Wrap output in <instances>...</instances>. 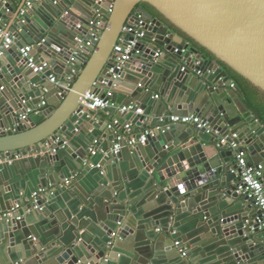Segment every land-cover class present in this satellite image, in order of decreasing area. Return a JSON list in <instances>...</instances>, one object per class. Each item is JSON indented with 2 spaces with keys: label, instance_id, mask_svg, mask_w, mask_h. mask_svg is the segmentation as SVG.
<instances>
[{
  "label": "water",
  "instance_id": "95a60500",
  "mask_svg": "<svg viewBox=\"0 0 264 264\" xmlns=\"http://www.w3.org/2000/svg\"><path fill=\"white\" fill-rule=\"evenodd\" d=\"M9 2V13L0 17L14 22L7 28L15 46L32 44L34 58L50 67L33 73L13 48L0 57V128L18 124L16 132L0 135V210L18 206L8 222L0 221V264H264V238L246 225L258 214L255 202L235 192L234 150L220 144L235 133L253 162L264 164V127L241 100L240 88H225L229 69L264 94V0H114L85 55L74 53L75 26L82 20L86 29L91 4L77 18L55 12L51 0L37 1L25 16L19 14L25 0L18 11ZM38 5L49 13L37 35L28 37L29 13ZM135 9L147 21L158 18L156 41L138 43L139 52L118 71L109 56ZM159 46L168 52L154 58ZM182 48L188 61L190 53L202 59V78L191 73V64L181 70ZM71 68L79 73L58 96L47 77L54 73L62 82ZM101 75L99 94L120 93L122 105L143 108L141 119L149 120L137 129L154 128L143 144L129 149L116 140L126 120L114 107L104 109L117 121L114 128L80 112L83 94ZM41 97L48 110L30 115V123L20 121L18 115ZM188 114L204 117L212 131L168 121ZM94 139L96 152L89 155ZM116 143L117 155L110 152ZM26 151L35 156L4 161ZM65 179L69 191L58 188ZM50 186L57 189L40 202L42 209H31V192Z\"/></svg>",
  "mask_w": 264,
  "mask_h": 264
},
{
  "label": "built area",
  "instance_id": "2783aa9c",
  "mask_svg": "<svg viewBox=\"0 0 264 264\" xmlns=\"http://www.w3.org/2000/svg\"><path fill=\"white\" fill-rule=\"evenodd\" d=\"M37 1L40 0H25L22 8L19 11V14L21 16L27 15V13L32 9L33 4ZM51 1L52 5H58L61 3L60 0ZM68 1H71V5L65 7L62 12V16L72 14L71 10L73 9L74 5L80 0ZM6 3L7 0L2 1V6L0 8V14L2 15L9 13V9L5 6ZM91 5L93 6V8L91 9L89 18L87 19L86 29H83L81 26L82 20H79L75 26L76 30H78V35H76L75 37V54H77V52H80L85 55L84 51L89 47H93V43L95 41H98L102 33V25L106 23V19L113 10L114 0H92ZM94 5L96 7H94ZM2 20L3 17H0V57L3 56L5 52L13 48L17 53L20 61L23 62L26 67L32 69L33 73H42L48 67H50L46 61H40L39 59L34 58V56L31 54V51L33 50L32 44L16 47L14 44L15 36L8 30ZM157 20L158 18L156 20L150 19L149 21H147L145 16L136 9L127 17L125 23L121 27V30L109 56V58L116 63L115 68L118 71H121V69L124 67V64L132 58L133 54H137L139 52L138 49H135L138 43L150 44L156 41L155 34L152 32V28L155 27V22ZM21 23H24L23 19L21 20ZM17 29L18 31L20 30L19 28ZM81 32L83 34H81ZM43 41L44 39H42L38 43V45H40ZM178 50L179 49L175 47L173 49V53H177ZM181 51V70L184 71L188 64H191L190 71L197 76H202L203 72L198 68V66H200L201 64L202 59L197 57L195 54L190 53L188 55L190 57V61H188V57L184 56L186 50L182 48ZM166 52H168V50H166L164 46H159L154 51L153 56L154 58H157L162 56ZM78 73L79 72L75 68H71L69 72L63 74L62 82L54 73H51L47 77V79L58 88L57 95L63 96L64 94H67L71 89L72 80L77 76ZM101 77L102 78L100 79L97 78L96 80H94L90 88L83 94L80 103V112L82 114H86L88 117H95L99 111L114 107L119 114L131 113L132 117L125 121V123H123L122 125V132H119V130L116 131V140L118 142L124 141L126 147H128L129 149L134 148L137 143L143 144L147 140L148 136L153 135L154 133V128L150 127L145 128L142 131H135V127L138 126L137 124H142L144 121L145 117L141 119V116L144 112L143 108L135 104L116 106L115 101L112 98L114 93L109 90L104 91L103 89V92L99 94L100 89H102L104 86V76L101 75ZM229 87L236 88V84L231 82ZM0 90H3V86L0 87ZM155 97H157V94L155 95ZM27 101V99L23 98L21 100V104L25 105ZM47 110V101L44 97H41L40 102L25 107L24 111L18 115V118L23 123H30V115L42 114ZM159 121L163 123L164 117L161 116L159 118ZM168 121L171 123H181L188 126H195L198 129L204 128L206 132L212 131V128L209 126L208 121L204 117L195 114H188L183 116L169 115ZM115 125H117V121L113 119L112 122H109L107 127L114 128ZM17 126L18 124H14L12 129L9 126L1 127L0 135L16 132ZM160 128V125L156 126V129ZM236 139L237 135L235 133H232L231 135L227 134L224 137H221L220 144L234 150L233 157L235 161V168L232 169V173H234L236 178L235 192L254 200L255 208L258 211V214L254 218L247 220L246 225L252 231L255 229H258L260 231L264 228V164L261 162L254 163L249 161L247 159V151L241 147V142L236 141ZM98 142V139H94L92 144L88 146L87 152L89 155L95 154V144ZM120 149V143H116L110 149V152L117 155ZM30 155L35 156L34 153L29 151L16 152L12 156L6 157L4 161L8 164H11L14 160H20ZM96 167H99V164H97ZM69 183L70 180L65 179L64 182L58 184V188H63ZM55 189H57V187L54 186H50L47 188L39 187L31 192V209H42V206H40V202L46 201V198L51 197L54 194ZM17 208L18 206L15 205L8 210H0V221L8 222L12 217V213L16 211ZM16 219H19V217H17ZM19 263L20 261L15 262L14 264Z\"/></svg>",
  "mask_w": 264,
  "mask_h": 264
},
{
  "label": "crops",
  "instance_id": "0c3cea01",
  "mask_svg": "<svg viewBox=\"0 0 264 264\" xmlns=\"http://www.w3.org/2000/svg\"><path fill=\"white\" fill-rule=\"evenodd\" d=\"M64 4L61 2L60 4L58 5H54L56 7H52L53 10H55V12H63V10L65 9V5L68 7L71 5V1H68V0H63ZM21 3H22V0H10L9 4L12 6V7H16L15 11H18L20 6H21ZM92 3V0H83V1H80V2H77L75 4V6H77V8L72 11V15L79 18V17H84L87 15V10L86 8L90 6V4ZM47 7H45L44 5H38L34 11V13H29V19H30V22L28 23V29H29V35L28 33H25L26 36L28 37H35L37 35V27L39 26V23L40 21L42 22L44 19H46V14L45 13H49V11L46 9ZM55 8V9H54ZM6 27H13V23L12 22V19L10 17H6V18H3L2 20ZM18 23V22H17ZM16 31H18V29H16ZM20 32V30L18 31ZM42 37H45V34H43ZM41 58L40 56L37 57V59ZM192 73V72H191ZM193 75H195L194 73H192ZM200 78H202V76H198ZM0 78H1V75H0ZM231 82L235 83V81L231 78ZM3 87H5V85L2 83ZM226 89H231V87H225ZM232 90H235V88H232ZM122 91L124 92H128L127 89H122ZM113 100L115 101V104L116 106H120L122 105V102L125 100V95L123 94H120V93H115L113 94ZM241 100H243V97L241 95ZM244 102V101H243ZM130 104H134V103H130ZM111 109V107H110ZM123 114V115H122ZM252 114V113H251ZM118 115H121L122 117L121 118H125V120L127 121L128 119H130L132 117V114L131 113H128V114H125V113H121V114H118ZM253 115V114H252ZM254 116V115H253ZM96 117H99V118H103L105 120H108L109 122H112L113 120V116H111L108 112L102 110V111H99L97 113V115L95 116ZM148 117L145 116L144 118V121L143 123H147L148 122ZM142 123V124H143ZM8 125V124H6ZM138 126L135 127V131L138 132V131H142L144 130L145 128L143 127H140L139 129H137ZM149 126H146V128H148ZM101 133V132H99ZM254 158L255 159H258L259 158V155L257 153L254 154ZM234 159V157H233ZM247 159L251 162H253V160L251 159V157L249 156V154L247 153ZM21 165L22 163H19L17 166L19 168H21ZM177 178L178 176L174 177L173 178V183L176 184L177 182ZM69 186H66V190L69 191L71 190V188ZM65 192V191H64ZM69 198H70V195H69ZM60 200L62 201H65V198L64 199H61L60 197ZM157 231V229H156ZM259 237H263L264 238V228L262 230L259 231Z\"/></svg>",
  "mask_w": 264,
  "mask_h": 264
},
{
  "label": "trees",
  "instance_id": "16d2710c",
  "mask_svg": "<svg viewBox=\"0 0 264 264\" xmlns=\"http://www.w3.org/2000/svg\"><path fill=\"white\" fill-rule=\"evenodd\" d=\"M138 6H142L155 17L159 18L158 13L146 3H141ZM229 76L235 81L236 86H238L242 92L243 101L254 115L256 120L264 127V94L258 89L247 83L242 77H240L233 70L228 69Z\"/></svg>",
  "mask_w": 264,
  "mask_h": 264
}]
</instances>
